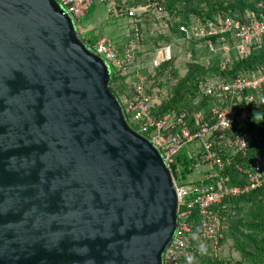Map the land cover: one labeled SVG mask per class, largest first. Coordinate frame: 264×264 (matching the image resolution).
Wrapping results in <instances>:
<instances>
[{
	"label": "water",
	"instance_id": "water-1",
	"mask_svg": "<svg viewBox=\"0 0 264 264\" xmlns=\"http://www.w3.org/2000/svg\"><path fill=\"white\" fill-rule=\"evenodd\" d=\"M59 0H0V264H164L174 174Z\"/></svg>",
	"mask_w": 264,
	"mask_h": 264
},
{
	"label": "built area",
	"instance_id": "built-area-1",
	"mask_svg": "<svg viewBox=\"0 0 264 264\" xmlns=\"http://www.w3.org/2000/svg\"><path fill=\"white\" fill-rule=\"evenodd\" d=\"M76 20L82 33L81 19L95 0H59ZM107 4L108 13L115 16H127L131 26L125 33V40L115 44L106 35L98 36L90 47L103 56L113 68V72L130 74L133 95L124 94L120 98L124 111L131 125L147 136L160 150L164 161L171 169L176 156L185 148H204L205 154L194 171L181 182L175 175L174 181L178 196V226L177 230L164 252V264H194L193 252L189 249L195 240L200 247H211L221 251L220 239L222 232L218 224V214L215 207L226 198L238 195L245 190L264 185V160L255 155L248 167L239 166L245 175L244 187L231 185L220 171L225 168L222 155L213 149L214 138H224L236 120L237 103L244 91L257 90L264 83V67L254 76L239 74L234 80L224 82L218 79H208L200 85V92L206 95L220 94L217 104L210 108V120L201 113L191 119L186 112L171 111L161 117H154L153 101L147 93V75L136 63L137 53L143 47L144 33L137 21L146 26V13H151L161 19L164 14L162 0H97ZM142 1V2H140ZM153 17V16H152ZM158 29L159 25L152 23ZM186 39H202V45L209 53L220 54L224 63L230 62L232 55H248L254 45L262 46L264 37V13H259L248 22H242L234 17H217L195 19L187 26L180 25ZM83 37L84 34L82 33ZM228 35L233 43L222 41L218 46L214 37ZM85 38V37H84ZM182 40V39H181ZM175 54L174 44H164L157 55L152 58V64L158 66L161 62L171 60ZM252 100V96L250 97ZM234 153L245 155L248 141L237 134L229 143ZM189 152V153H190ZM172 170V169H171ZM173 172V171H172ZM194 178H189L190 175ZM198 208V232L191 233L188 221L192 209Z\"/></svg>",
	"mask_w": 264,
	"mask_h": 264
},
{
	"label": "trees",
	"instance_id": "trees-1",
	"mask_svg": "<svg viewBox=\"0 0 264 264\" xmlns=\"http://www.w3.org/2000/svg\"><path fill=\"white\" fill-rule=\"evenodd\" d=\"M162 4L164 14L161 19L146 13L145 27L137 21L145 37L136 63L147 75V93L153 101L152 113L154 117H161L171 111H184L191 119L201 113L210 120V108L218 103L220 94H203L200 85L212 78L230 82L239 74L254 76L264 67V37L261 47L254 45L248 55L233 54L231 61L224 63L220 54H212L204 49L202 39H186L179 27L181 24L189 26L193 20H203L204 17L230 16L248 22L259 13H264V0H162ZM153 22L159 25L158 29L153 27ZM98 36L84 35L91 45ZM214 40L218 46L222 41L233 43L228 35L214 37ZM171 43L177 46V51L182 48L185 56L180 57L175 52L171 60L154 66L152 58L164 44ZM130 74L123 76L113 72L109 86L118 97L133 95ZM235 101L236 120L224 138H214L213 149L224 160L225 168L220 174L228 177L231 185L244 187L245 175L239 166L247 168L255 155L264 160V83L257 90L244 91L241 98ZM237 134L248 141L245 155L234 153L229 148L230 141ZM197 149H192L191 153L190 147H185L176 156L171 165L176 177L180 175L185 178L201 162L205 151L202 146H197ZM215 209L222 232L221 251L209 246L200 247L193 240L189 249L193 252L194 264H264V185L228 197ZM199 219V210L195 207L188 218L193 235L198 232ZM227 246L232 251L230 255L224 253L223 249ZM233 253H238V257Z\"/></svg>",
	"mask_w": 264,
	"mask_h": 264
},
{
	"label": "rangeland",
	"instance_id": "rangeland-1",
	"mask_svg": "<svg viewBox=\"0 0 264 264\" xmlns=\"http://www.w3.org/2000/svg\"><path fill=\"white\" fill-rule=\"evenodd\" d=\"M107 4L104 2H99L95 0L93 5L90 7L86 16L81 19L82 33L87 35H106L112 41L120 45L125 40V32L128 30L126 26L130 22V18L127 16H115L107 11ZM181 48V47H180ZM175 52L180 56L184 57V50L181 48L177 51V46L174 45ZM194 174L190 175L189 178H194ZM177 178L183 182L182 176L178 175ZM224 253L230 255L229 247H225ZM238 257V253H233Z\"/></svg>",
	"mask_w": 264,
	"mask_h": 264
},
{
	"label": "crops",
	"instance_id": "crops-1",
	"mask_svg": "<svg viewBox=\"0 0 264 264\" xmlns=\"http://www.w3.org/2000/svg\"><path fill=\"white\" fill-rule=\"evenodd\" d=\"M85 16H86V15H85ZM131 22H132V21H130V22L127 23L126 26H127L128 28L131 26ZM126 32H127V31H126ZM126 32H125V33H126ZM102 35H103V34H102ZM99 36H101V35H99Z\"/></svg>",
	"mask_w": 264,
	"mask_h": 264
},
{
	"label": "bare ground",
	"instance_id": "bare-ground-1",
	"mask_svg": "<svg viewBox=\"0 0 264 264\" xmlns=\"http://www.w3.org/2000/svg\"><path fill=\"white\" fill-rule=\"evenodd\" d=\"M141 53V52H140ZM148 80V79H147ZM223 144V143H222ZM221 151V150H220ZM244 182V181H243ZM253 190V189H252Z\"/></svg>",
	"mask_w": 264,
	"mask_h": 264
}]
</instances>
